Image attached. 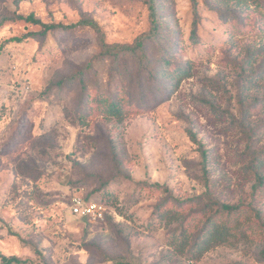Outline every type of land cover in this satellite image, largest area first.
I'll list each match as a JSON object with an SVG mask.
<instances>
[{
	"label": "rangeland",
	"instance_id": "rangeland-1",
	"mask_svg": "<svg viewBox=\"0 0 264 264\" xmlns=\"http://www.w3.org/2000/svg\"><path fill=\"white\" fill-rule=\"evenodd\" d=\"M156 5L158 37L115 59L98 55L90 26L41 36L31 34L41 25L9 18L88 17L109 43L132 44L151 27L146 0H0L1 254L264 264V0ZM112 98L122 113H110ZM76 194L115 214L73 215ZM219 203L239 210L218 213ZM209 215L230 232L194 258L185 242Z\"/></svg>",
	"mask_w": 264,
	"mask_h": 264
},
{
	"label": "trees",
	"instance_id": "trees-1",
	"mask_svg": "<svg viewBox=\"0 0 264 264\" xmlns=\"http://www.w3.org/2000/svg\"><path fill=\"white\" fill-rule=\"evenodd\" d=\"M150 9V17H151V27L146 32L138 36L132 44H125V43H109L106 38L105 34L102 31L100 25L92 18L84 17L80 19L77 23H55L50 22L46 23L43 22L41 19L36 18L33 13L24 16L21 14H16L13 17H10V20H21L24 19L26 21L39 24L42 26V30L39 32H32V35H41L46 36L49 31L57 30V29H71L77 27L79 25H86L93 28L99 37L100 42V52L98 55L106 56V55H113L115 59H118L119 56L124 55L126 53H130L134 56L141 53L146 49V44L149 40L158 37L159 35V22H158V7L156 5V0H146ZM217 6V5H216ZM218 11L223 15V11L218 7ZM195 35V32L192 33ZM141 59V54H140ZM143 63V61H142ZM91 62H89L86 67L90 66ZM80 82L85 88V81L83 78L84 75V68L80 70ZM109 110L111 114H120L122 113L120 104L116 101L115 98H112L108 102ZM155 186H160L159 183H155ZM201 198V197H199ZM92 199V198H89ZM108 204V202H106ZM204 210H209L208 207L203 206ZM239 210V206L229 205L225 203H219V207L217 209L218 213L223 212H233ZM109 216V215H107ZM231 227L225 225L224 223L218 222L217 219L213 217V215H209L206 219L205 226L203 227L202 231L198 236H195L192 241L185 242L190 244L189 249L187 251L193 252L194 258H200L205 252H207L212 246L218 244L225 240V236L230 232ZM191 242V243H190ZM184 244V245H185ZM183 245V249H184ZM1 263L0 264H26L29 261L27 259H22L19 256L12 255L8 256L5 254L0 253Z\"/></svg>",
	"mask_w": 264,
	"mask_h": 264
},
{
	"label": "built area",
	"instance_id": "built-area-1",
	"mask_svg": "<svg viewBox=\"0 0 264 264\" xmlns=\"http://www.w3.org/2000/svg\"><path fill=\"white\" fill-rule=\"evenodd\" d=\"M69 211L79 217L94 220H104L107 215H114L106 201L89 199L84 195L76 194L71 198Z\"/></svg>",
	"mask_w": 264,
	"mask_h": 264
}]
</instances>
